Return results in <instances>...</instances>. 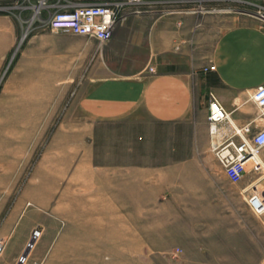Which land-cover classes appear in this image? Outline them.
<instances>
[{
	"label": "crops",
	"instance_id": "crops-1",
	"mask_svg": "<svg viewBox=\"0 0 264 264\" xmlns=\"http://www.w3.org/2000/svg\"><path fill=\"white\" fill-rule=\"evenodd\" d=\"M11 1L19 0L0 4ZM121 16L111 40L101 46L94 39L48 30L29 41L32 59L45 57V72L51 76L48 89H72L67 115L85 119L58 127L76 130L84 145L85 153L78 158L83 210L101 211V226L125 227L126 243L145 244L150 212L172 209L180 213L175 215L180 228L182 219H189L192 259L264 264V213L256 214L247 204L254 192L264 197V169L247 168L236 184L223 173L233 193L213 185L164 184L181 180L183 169L203 171L201 177L210 180L204 164L216 159L207 132L209 93L233 124L258 123L250 97L264 83V24L247 14L214 21L193 11L163 15L135 12L133 7ZM211 22L228 25L213 37ZM14 43L10 17L0 14V66ZM211 64L214 71H201ZM115 122L129 123L139 135L126 137L124 155L99 162L92 154L95 131ZM260 158L264 165V149ZM214 195L221 201L215 203ZM10 218L0 226L2 244ZM26 226L25 221L23 235ZM141 252L145 254L143 245Z\"/></svg>",
	"mask_w": 264,
	"mask_h": 264
},
{
	"label": "rangeland",
	"instance_id": "rangeland-1",
	"mask_svg": "<svg viewBox=\"0 0 264 264\" xmlns=\"http://www.w3.org/2000/svg\"><path fill=\"white\" fill-rule=\"evenodd\" d=\"M114 1L19 0L0 4V14L10 17L15 30V43L0 66V226L13 215L3 240L0 264H16L30 233L37 227L40 235L24 264H196V261L205 264L204 258H191L189 219L183 218L184 226L180 228L181 221L175 218L179 212L151 211L145 228L148 241L128 244L125 227L101 226L104 222L101 211L83 210L78 158L85 153L84 145L81 147L76 130L58 127L63 122H85V119L67 115L74 91L48 89L51 76L45 72V57L32 59L29 54L30 39L47 30L46 18L61 6ZM187 1L152 12L168 15L180 10L193 11L208 19L214 17V21L235 14L264 13V0ZM212 25L209 35L215 37L228 23ZM138 135L125 122L97 126L92 154L99 162L116 160L126 153V137ZM204 167L210 180L201 177L205 175L203 171L183 169L181 180L176 178L174 183L167 180L164 184L213 185L235 192L222 178L216 161H209ZM213 198L215 203L221 201L218 195ZM25 211L27 215L17 224ZM25 221L28 231L23 235L20 228ZM142 245L145 254L141 252Z\"/></svg>",
	"mask_w": 264,
	"mask_h": 264
},
{
	"label": "built area",
	"instance_id": "built-area-1",
	"mask_svg": "<svg viewBox=\"0 0 264 264\" xmlns=\"http://www.w3.org/2000/svg\"><path fill=\"white\" fill-rule=\"evenodd\" d=\"M187 0H116L107 3L67 4L50 13L45 21V29L50 32H67L73 36L94 39L98 45L111 39L116 19L128 7L135 12L163 9L171 4L188 3ZM250 15V14H247ZM264 24V13L252 14ZM209 65L201 69L203 73L214 71ZM152 72V69L149 68ZM251 101L258 111V123L241 126L233 124L230 114L216 100L208 95L207 132L210 150L222 172L231 183H239L247 168L254 172L264 169L260 153L264 149V83L258 85L251 94ZM248 206L256 213H264V197L254 192L247 198ZM3 244L0 241V255Z\"/></svg>",
	"mask_w": 264,
	"mask_h": 264
},
{
	"label": "bare ground",
	"instance_id": "bare-ground-1",
	"mask_svg": "<svg viewBox=\"0 0 264 264\" xmlns=\"http://www.w3.org/2000/svg\"><path fill=\"white\" fill-rule=\"evenodd\" d=\"M40 233H39V228H35L31 235L30 238L25 246V248L23 249V251L21 252L20 256H19V260L16 264H24L32 250V248L35 245V241L37 240V237H39ZM21 258V260H20Z\"/></svg>",
	"mask_w": 264,
	"mask_h": 264
},
{
	"label": "water",
	"instance_id": "water-1",
	"mask_svg": "<svg viewBox=\"0 0 264 264\" xmlns=\"http://www.w3.org/2000/svg\"><path fill=\"white\" fill-rule=\"evenodd\" d=\"M20 260H21V258H20Z\"/></svg>",
	"mask_w": 264,
	"mask_h": 264
}]
</instances>
